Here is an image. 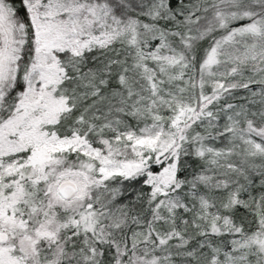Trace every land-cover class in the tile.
Returning <instances> with one entry per match:
<instances>
[{
	"label": "snow or ice",
	"instance_id": "obj_1",
	"mask_svg": "<svg viewBox=\"0 0 264 264\" xmlns=\"http://www.w3.org/2000/svg\"><path fill=\"white\" fill-rule=\"evenodd\" d=\"M0 264H264V0H0Z\"/></svg>",
	"mask_w": 264,
	"mask_h": 264
}]
</instances>
